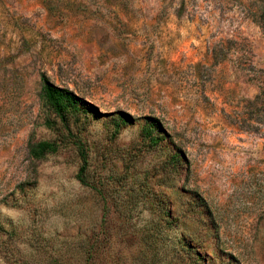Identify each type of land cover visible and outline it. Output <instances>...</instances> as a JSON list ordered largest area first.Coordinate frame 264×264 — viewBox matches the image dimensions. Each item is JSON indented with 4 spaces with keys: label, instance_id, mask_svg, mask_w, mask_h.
Masks as SVG:
<instances>
[{
    "label": "rangeland",
    "instance_id": "374dc122",
    "mask_svg": "<svg viewBox=\"0 0 264 264\" xmlns=\"http://www.w3.org/2000/svg\"><path fill=\"white\" fill-rule=\"evenodd\" d=\"M0 224V264H264V0H0Z\"/></svg>",
    "mask_w": 264,
    "mask_h": 264
},
{
    "label": "trees",
    "instance_id": "16d2710c",
    "mask_svg": "<svg viewBox=\"0 0 264 264\" xmlns=\"http://www.w3.org/2000/svg\"><path fill=\"white\" fill-rule=\"evenodd\" d=\"M41 82V107L45 112V125L52 128L56 122L60 123L64 129L70 130L71 123H78L82 114H88L89 109L84 108V102L69 88H63L52 83L49 78L42 74L40 75ZM127 121L120 119L119 124H126ZM157 127L154 123L147 122L142 128V134L145 139H148L151 147H156L162 136L154 134ZM79 157L82 161V166L77 174L76 178L80 184L89 187V182L86 179L85 171L87 167L86 152L81 143L77 144ZM59 150V145L56 142H38L31 146L30 154L35 159H43L48 154L56 153ZM170 163L176 164L179 161V155L173 154L170 159ZM171 163V164H172ZM1 228V224H0ZM163 237L157 240L162 241ZM185 238L182 236L178 240L177 245L184 248L183 243Z\"/></svg>",
    "mask_w": 264,
    "mask_h": 264
}]
</instances>
